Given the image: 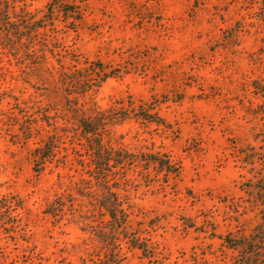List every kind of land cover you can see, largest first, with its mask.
Returning <instances> with one entry per match:
<instances>
[{
  "label": "rangeland",
  "instance_id": "rangeland-1",
  "mask_svg": "<svg viewBox=\"0 0 264 264\" xmlns=\"http://www.w3.org/2000/svg\"><path fill=\"white\" fill-rule=\"evenodd\" d=\"M75 1L86 5L76 28L58 17L40 31L49 61L118 68L89 96L102 107L152 109L161 120L115 125L112 146L172 163L171 173L113 168L127 215L117 232L120 264H231L237 251L222 237L260 222L249 192L254 171L240 151L264 143V0ZM47 2L17 4L40 16ZM21 75L0 54V197L19 204L15 223H0V261L102 264L108 215L86 145L59 117L47 124ZM50 139L53 155L37 172L34 149Z\"/></svg>",
  "mask_w": 264,
  "mask_h": 264
},
{
  "label": "trees",
  "instance_id": "trees-1",
  "mask_svg": "<svg viewBox=\"0 0 264 264\" xmlns=\"http://www.w3.org/2000/svg\"><path fill=\"white\" fill-rule=\"evenodd\" d=\"M20 1L0 0V54L10 57L22 74L23 81L38 93L47 124H55L54 119L59 117L68 125L64 130H71L75 137L84 141L91 165L90 174L100 188L97 202L108 215V228L98 234L105 248L102 264H120L117 232L124 227L127 215L116 191L112 189L113 168L127 165H145L147 168L154 165L166 173L173 170L167 155L143 151L132 153L112 146V129L128 120L160 122L161 119L152 109L142 111L135 107L129 110L122 106L102 107L89 96L93 88L108 77L116 76L118 68L105 71L101 63L66 67L61 59H57V66L49 61L47 52H53L48 49L46 39L40 40V31L48 26L54 29L58 17L63 18L65 26L76 28L84 18L85 4L75 0H48L43 13L37 16L23 4L18 5ZM257 90L264 96V89ZM30 130L28 126L26 134ZM261 141L264 142V138ZM54 144L55 141L50 139L34 149L33 160L37 172L53 155ZM261 145L260 150L251 146L247 151H240L241 160L254 171L249 192L260 206V222L247 235L227 233L222 237L229 248L237 251L231 264H264V143ZM17 208L19 204L14 198L1 196L0 223L13 225L15 222L9 220L12 211ZM130 244L144 250V245L137 237H132ZM0 264L4 263L0 261ZM32 264L43 263L39 261Z\"/></svg>",
  "mask_w": 264,
  "mask_h": 264
}]
</instances>
